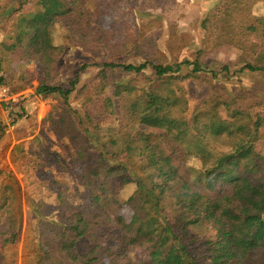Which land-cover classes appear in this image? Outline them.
Wrapping results in <instances>:
<instances>
[{
  "label": "trees",
  "instance_id": "trees-1",
  "mask_svg": "<svg viewBox=\"0 0 264 264\" xmlns=\"http://www.w3.org/2000/svg\"><path fill=\"white\" fill-rule=\"evenodd\" d=\"M116 1L122 0H12L2 11L12 20L13 42L1 45L0 83L9 86L11 60L43 68L38 94L58 95L64 103L47 121L58 139L70 142L79 172L74 197L57 188L55 207L30 202L44 221L23 233L22 188L0 169V254L23 235L24 261L33 259L27 264H264V110L253 113L210 83L209 97L190 117L183 86L202 72L213 78L230 72V65L264 73V16L252 12L258 0H225L213 15L219 49L239 52L219 71L201 61V52L194 61L153 62V41L135 25L116 43L113 31L96 27L101 7ZM66 42L114 56L100 65L101 85L88 88L98 113L121 116L109 133L69 102L89 65L70 88L52 85ZM133 54L143 61L124 64L115 57ZM184 66L191 71L181 75ZM117 68L150 69L155 78L141 89L109 81ZM83 237L93 244L87 254L75 252ZM131 250L138 251L135 259Z\"/></svg>",
  "mask_w": 264,
  "mask_h": 264
},
{
  "label": "rangeland",
  "instance_id": "rangeland-1",
  "mask_svg": "<svg viewBox=\"0 0 264 264\" xmlns=\"http://www.w3.org/2000/svg\"><path fill=\"white\" fill-rule=\"evenodd\" d=\"M10 2L12 0H0V57L5 53L2 43L13 42L12 20L2 15L3 9ZM225 6V0H122L111 6L101 7L96 27L113 31L115 42L121 43L126 37L127 27L135 25L143 37L153 41L154 49L150 57L153 62L169 64L194 61L201 52V61L209 65V69L219 71L222 65L234 61L239 54L236 49L228 53L224 50L227 48L222 50L217 46V31L212 18ZM252 7L255 16H264V0H258ZM31 8L33 7H25L26 10ZM58 33L63 34L62 29ZM64 47L65 52L58 64V77L52 85L70 88V82L75 80L79 69L89 65L90 67L79 74L76 90L71 94L69 102L83 117L88 110L100 124L103 133L111 132L120 124V114L98 113L96 105L90 102V96L93 95L88 88L101 85L100 65L111 62L114 56L88 53L76 43L66 42ZM137 56L133 54L127 58L124 55L115 57L124 64H139L143 59ZM239 65H230V72L218 73L216 78L208 72H202L197 78L183 82L190 117L209 97L210 83L221 94L232 97L238 105L253 113L264 110V73L243 70L241 64ZM7 68L13 75L11 78L8 74L9 87L16 92L13 93V100L0 105V169L11 172L22 188L24 233L28 226H33L38 220L44 221L38 219L30 202L34 205L45 203L55 207L57 188H67L73 196L74 188L78 186L79 167L74 161L75 155L70 142L66 138L58 139L47 121L48 113L54 109L60 111L64 103L58 95L45 98L38 94L37 88L44 78L43 68L22 59L11 60ZM190 71L191 67L184 66L180 74L186 75ZM108 78L111 82L131 83L141 89L148 86L155 76L150 69L137 74L117 68L108 73ZM22 85L25 87L18 91ZM95 103L98 105V102ZM132 191V186L125 189L126 196ZM123 213L128 220L132 216L128 207H124ZM54 216L55 214L50 218L55 219ZM23 249L22 235L17 244L0 254V264L32 262V258L24 261ZM92 249L93 244L89 238L83 237L77 241L75 252L87 254ZM130 255L135 259L138 251L131 250ZM99 264H107V261Z\"/></svg>",
  "mask_w": 264,
  "mask_h": 264
},
{
  "label": "built area",
  "instance_id": "built-area-1",
  "mask_svg": "<svg viewBox=\"0 0 264 264\" xmlns=\"http://www.w3.org/2000/svg\"><path fill=\"white\" fill-rule=\"evenodd\" d=\"M15 98L9 86L0 83V105Z\"/></svg>",
  "mask_w": 264,
  "mask_h": 264
}]
</instances>
